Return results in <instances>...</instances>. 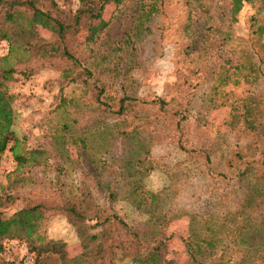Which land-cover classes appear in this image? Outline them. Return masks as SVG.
<instances>
[{"label":"rangeland","instance_id":"374dc122","mask_svg":"<svg viewBox=\"0 0 264 264\" xmlns=\"http://www.w3.org/2000/svg\"><path fill=\"white\" fill-rule=\"evenodd\" d=\"M54 2L64 5L63 0ZM257 6L243 3L232 21L228 0H157V13L144 23L148 30L136 33L135 3L117 9L107 4L99 19L73 35L80 63L68 76L56 68L64 65L61 61L31 54L21 40H12L7 62L16 72L6 84L13 93L17 150L40 153L18 170L10 152L3 153L0 189L5 187L13 198L0 207V216L19 209L26 197H78L90 207L108 206L139 234L141 251L159 245L163 264H192L183 241L209 230L222 237L216 256L225 251L231 264H264V195L246 209L243 197L250 182H237L243 168L250 170L252 183L264 182V36L257 39L253 32ZM97 28L102 29L97 40L85 43L87 29ZM23 34L31 43L54 39L37 24ZM0 42L4 54L6 45ZM82 65L92 76L85 84L79 78L69 81ZM29 67L36 68L34 74L23 77ZM224 73L228 78L222 82ZM93 79L97 89L103 88L98 102L89 84ZM60 96L69 100L63 106ZM121 96L131 101L117 122L112 115ZM156 99L164 102L162 108ZM247 102L249 120L257 127L249 132L242 129L240 115ZM172 114L182 116L185 147L203 151L208 163L177 146L173 126L163 121ZM115 126L138 132L125 139L114 133ZM79 172L83 182L75 186ZM133 179L138 188L130 195ZM244 217L254 224V232L236 235L235 225ZM39 232L63 241L66 259L82 252L60 213L46 215ZM6 240L12 242L9 248ZM3 245L10 264L33 263L34 253L24 241L7 238ZM128 259L118 251L113 264H129ZM41 263L59 261L50 255Z\"/></svg>","mask_w":264,"mask_h":264},{"label":"trees","instance_id":"16d2710c","mask_svg":"<svg viewBox=\"0 0 264 264\" xmlns=\"http://www.w3.org/2000/svg\"><path fill=\"white\" fill-rule=\"evenodd\" d=\"M74 1V7L72 8L70 6L72 0H63L64 5L62 7L57 6L54 0H0V40L6 45V52L4 54L0 53V160L3 153L9 151L17 170L26 162L34 163V154L40 152L34 149L23 155L17 150L18 139L12 128L14 120L12 108L13 93L9 91L6 84L14 78L13 74L16 72L15 68L7 62V56L14 48L12 40H21L20 45L25 50H29L31 54L39 55L44 57V59L61 61L64 65L56 68L60 69L62 76H68L69 71L73 67H78L80 63L78 53L73 47V35L83 30L89 22L99 19L107 4H114L117 9L118 7L126 6L128 2L135 3L133 28L136 33L148 30L144 23L158 11L156 7L157 0ZM254 2H257L258 6L252 16L256 21L253 32L259 39L262 35L264 36V14H260L264 7V0H228L229 14L231 20L234 21L235 14L240 10L243 3L251 4ZM36 24L51 31L54 34V39L51 42H28L23 33ZM101 30L100 28L87 29L84 37L85 43L95 42ZM251 66L253 65H250V68ZM35 69L29 67L27 71L21 72L22 76L29 77L33 75ZM91 76L89 67L82 65L76 75L68 77V80L74 81L79 78L85 84L87 77L90 78ZM227 78V73H224L221 81L225 82ZM89 84L92 89L94 88V100L98 102L99 93L103 91V88L98 86L97 89L95 79L89 81ZM251 94L254 95L253 93ZM248 100L251 101L250 99ZM68 101H65L63 96H60L58 104L63 106L62 104ZM129 101H131V98L127 96L118 98L117 108L112 115L114 121L123 120L120 116ZM156 103L159 105L158 108H162L164 105L161 99H156ZM243 108V112L240 114L243 120L242 129L245 132L256 130L255 123L251 122L248 117L250 116L251 118L252 115L249 102L245 103ZM167 119L169 120L168 124L173 126L176 134L175 141L177 146L182 151L196 152L204 156L205 163H208V156L203 151L185 147L180 123L182 116L178 117L172 114V116L164 117L163 121L166 122ZM67 127L68 125L63 129H67ZM113 130L116 135L123 136L125 139L138 132L136 127L125 131L121 130V127L115 126ZM77 177L78 180L74 181V184L75 186H81L80 184L83 181L80 172ZM251 177L250 170L247 168H243L237 174V182H250V185L246 186L247 189L243 197L246 209H248L253 199L259 200L264 195V182L252 183ZM134 180L129 181L130 195L135 194L134 189L138 188ZM88 189L92 190L93 185L89 186ZM105 191L110 197L114 196L110 185H105ZM143 192L140 191V194H143ZM149 197V200L152 201L154 198L152 192ZM12 198L11 192H8L5 187L0 189V207H7L11 204ZM142 198L143 196L139 199L140 204L144 201ZM253 205L255 203H252ZM136 206H139V204ZM108 209L105 204L90 207L82 198L78 197L59 198L57 201L35 197L24 198L23 204L19 209L6 217L0 216V264L11 263L3 245L4 239L7 238L22 240L27 244L28 251L34 253L32 264H43L41 263L42 258L50 255H55L59 264H113L114 257L118 251L121 252L123 257L129 258V264H163L159 255L160 246L152 244L153 246L150 245L151 247L146 251H141L139 234L136 231H132L120 217L111 212V209ZM56 213L62 214L71 225L82 248V252L71 259H66L64 256L65 245L63 241L47 239L39 232L41 220L46 215ZM234 214H237L236 211H234ZM240 219L242 220L235 225L236 235H249L254 232L252 228L254 224L248 218ZM163 237L161 235L160 239H163ZM221 239L222 237L215 236V232L212 231L211 233L210 230L207 235L192 234L188 240L183 241L189 261L192 264H231V256L228 255L224 258L225 251L224 253L220 252L216 256L214 248ZM161 242L160 240L159 243ZM235 243L238 244V241Z\"/></svg>","mask_w":264,"mask_h":264},{"label":"built area","instance_id":"2783aa9c","mask_svg":"<svg viewBox=\"0 0 264 264\" xmlns=\"http://www.w3.org/2000/svg\"><path fill=\"white\" fill-rule=\"evenodd\" d=\"M4 49H5V46H4V44H3L2 42H0V51H2V50H4ZM5 243H6V244H5ZM5 243H4V245H7L6 247H7V248H9V246H8L9 244H8V243H10V244H11L12 242H11V241H8V240H6V241H5ZM26 259H27V260H31V258H30V257H28V258L26 257Z\"/></svg>","mask_w":264,"mask_h":264}]
</instances>
